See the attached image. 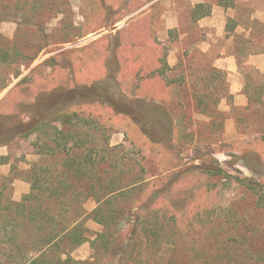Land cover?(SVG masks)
Here are the masks:
<instances>
[{
  "label": "rangeland",
  "instance_id": "obj_1",
  "mask_svg": "<svg viewBox=\"0 0 264 264\" xmlns=\"http://www.w3.org/2000/svg\"><path fill=\"white\" fill-rule=\"evenodd\" d=\"M217 7L223 12L213 17ZM238 22L247 30L237 32ZM233 52L243 105L227 71L214 66ZM249 52L264 53V0H0V115H17L0 122L10 162L0 166L3 196L20 201L29 193L33 164L43 168L45 191L30 205L54 215L65 209L49 192L61 173L84 191L97 174L135 181L106 207L118 214L110 238L133 242L122 264H264V72L243 64ZM54 96L64 112L93 115L75 126L92 159L104 140L120 146L109 168L62 170V153L43 154L39 165L37 133L11 137L45 108L31 103ZM124 203L137 207L127 224L118 213ZM79 204L90 211L97 202L84 197L70 206ZM84 224L91 239L103 229L92 219ZM99 244L84 242L71 255L121 264L116 250L104 255Z\"/></svg>",
  "mask_w": 264,
  "mask_h": 264
},
{
  "label": "trees",
  "instance_id": "obj_2",
  "mask_svg": "<svg viewBox=\"0 0 264 264\" xmlns=\"http://www.w3.org/2000/svg\"><path fill=\"white\" fill-rule=\"evenodd\" d=\"M201 6H203V3H198L196 7ZM207 14L204 13L201 16ZM57 98L56 96L49 99L45 97L42 102L38 99L31 103L30 106L35 109L41 106L45 108L37 119L29 122L28 128L13 130L11 137L15 134L29 136L37 133L35 152L40 156V162L37 163L39 165L43 154L57 155L62 153L65 156L60 165L62 170L75 169L76 174L81 175L84 172L82 164L102 167L104 170L109 168L113 163L109 159L110 151H115L120 146H111L107 140H104V148L98 149L101 153L97 158L92 159L90 151L85 153L87 147L84 144L87 137L83 134V131L75 126L93 120V115H85L78 111L64 112L54 105L60 100ZM144 119L146 124H156L154 114H146ZM16 120L17 115L14 114L0 115V122L13 123ZM72 122L74 127L71 129L69 125ZM56 123L60 127H56ZM48 127L54 129L48 131ZM43 135L50 139L53 144L49 145L43 141L39 143ZM11 137H4L2 142L9 140ZM75 149L79 150L80 155H70ZM7 161V155L0 156V164L7 163ZM31 170L33 173H31L30 178V191L23 195L20 201H14L3 196V188L0 189V264H87L88 261L81 262L71 255V251L84 242H90L94 250L97 249V245L100 243L104 255L110 254L112 252L110 250H116L122 264L125 256L132 248L133 242L127 240L116 244V241L110 238L112 235L110 232L111 224L114 223L113 220L118 214L117 212L107 211L106 207L113 198L127 195L129 188L134 186L135 181L129 184H121L120 181L103 179L101 175L97 174L93 177L95 184L90 187L87 186V190L84 191L81 188L75 189L74 181L63 177V173H61L62 176L57 175L55 177L53 187L50 188L49 192L65 209L54 215L30 205L31 202L38 200L45 191L43 178L39 174L43 168L33 164ZM36 171L38 172L34 174ZM84 197H93L97 205L90 211L84 209L80 204L76 209L70 206L76 201L83 200ZM131 204L124 203L118 211L123 216L126 224L131 221V213L137 210V207ZM87 219H92L103 227L102 231L96 233V236L92 239L87 234L89 232L88 227L84 224ZM32 228L38 234L36 239L30 237L31 232L29 231ZM130 232L134 234L135 229H131ZM159 246H163V243H160ZM93 263L95 264L96 261Z\"/></svg>",
  "mask_w": 264,
  "mask_h": 264
},
{
  "label": "crops",
  "instance_id": "obj_3",
  "mask_svg": "<svg viewBox=\"0 0 264 264\" xmlns=\"http://www.w3.org/2000/svg\"><path fill=\"white\" fill-rule=\"evenodd\" d=\"M194 2H202V0H194ZM221 11L223 12V9L221 7L215 8L212 13V15H214L213 17H217L216 15ZM227 14H222V18L220 19L219 22L217 19V24L222 31H224L226 27V17L225 16ZM212 22L213 20L205 22L203 23V25L208 24V23L212 24ZM241 29L247 30V27L246 28L242 27L241 23L238 22L236 25V31L238 32V30H241ZM250 30L251 28H248V33ZM243 64H252L256 68H259L261 71L264 72V53L249 52L248 56L246 57V61ZM214 66L216 68L227 71L228 76L230 77V80L232 82L230 86L231 92L235 94L236 99L239 100L240 104L242 105L246 104V96L242 93L244 75L242 74L240 70V64L238 63L237 54H235L234 52L228 55L221 54L220 56L216 58L214 62ZM7 154H8L7 148H5L4 146H0V156H6ZM9 164L10 162L8 160L7 163L0 164V166H7ZM15 198H17V191H14V199Z\"/></svg>",
  "mask_w": 264,
  "mask_h": 264
}]
</instances>
